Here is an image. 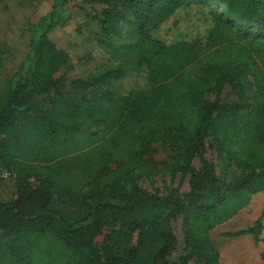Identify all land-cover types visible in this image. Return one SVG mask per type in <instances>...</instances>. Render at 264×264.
<instances>
[{
    "label": "trees",
    "instance_id": "16d2710c",
    "mask_svg": "<svg viewBox=\"0 0 264 264\" xmlns=\"http://www.w3.org/2000/svg\"><path fill=\"white\" fill-rule=\"evenodd\" d=\"M64 2L100 6L96 22L105 39L134 35L152 45L137 63L148 88L115 98L110 88L123 75L118 67L66 89L56 74L68 57L53 40L70 20L57 10ZM191 15L202 21L183 26ZM30 36L20 70L0 95V168L18 173L15 199L0 202L10 264H220L210 231L264 191V0H51ZM227 36L234 40L232 59L202 61L209 46ZM226 86L230 101L221 99ZM207 140L216 166L204 156ZM125 141L141 163L110 169V151ZM158 141L172 151L163 171L180 183L188 178L187 193L170 189L162 196L139 185L156 173L151 154ZM88 149L96 161L83 163L98 173L88 191L70 198L82 216L69 221L53 207L54 193L68 165L82 164L76 158ZM216 167L241 173L225 183ZM180 218L183 255L171 262L177 246L171 224ZM114 227L122 241L136 235L135 244L98 248L96 237ZM263 227L259 220L236 235L264 241Z\"/></svg>",
    "mask_w": 264,
    "mask_h": 264
},
{
    "label": "rangeland",
    "instance_id": "374dc122",
    "mask_svg": "<svg viewBox=\"0 0 264 264\" xmlns=\"http://www.w3.org/2000/svg\"><path fill=\"white\" fill-rule=\"evenodd\" d=\"M50 5L51 0H0V51L3 59L0 67V95L6 80L20 70L22 62L29 52L31 26L49 10ZM57 10L60 15L70 17L67 26L58 30L53 36L56 47L68 57L67 65L56 74L57 78L66 82L67 90L70 89L69 83L72 81L78 79L89 81L102 71L118 67L122 68L123 75L110 88L115 98L123 97L134 89L149 87L146 71L141 66L137 67V63L140 56H145L153 49L152 45H146L143 38L134 35L105 39L96 22V16L101 11L100 6L64 2L58 4ZM198 17L191 15L182 21V25L197 26L198 22L202 21ZM231 42H234L232 36L219 37L209 46L202 61L232 59ZM203 63H197L196 67L202 66ZM257 64L260 68L263 66L260 60H257ZM221 99L228 101L233 99L228 86L222 92ZM209 100H212V97H209ZM110 152L114 155V162L109 164L110 169L129 160L140 163L142 160L134 155L135 147H130L128 141ZM204 156L207 161L217 165L216 153L210 140H207L204 145ZM171 157L172 151L166 142H155L152 145L151 159L157 164L156 173L151 181L140 179L139 185L150 193L157 192L162 196H166L170 189H177L179 194L187 193L189 191L188 178L180 183L179 177L172 178L163 171V166L170 161ZM96 158L95 152L90 149L80 153L76 159L82 164L74 162V165L77 166L75 168L67 164L66 179L54 193L53 207L58 209L69 221H75L82 216L78 207L69 204L70 198L88 191L92 180L98 173V170L91 167L89 162V165L83 162L90 161V159L96 161ZM148 158L145 157V160ZM193 167L199 169L200 164L197 159L193 161ZM215 172L225 183H230L241 173L234 168H228L224 173H221L218 167ZM17 175L15 170L7 171L3 167L0 168V202H9L15 199ZM263 215L264 191H261L253 194L249 203L231 219L210 231V241L219 253L220 264H264V241L253 235H236L237 232L255 226L259 220L261 226H264ZM171 227L177 240V246L169 257L172 262L183 255L184 229L181 218L174 220ZM117 233V227L104 229L96 237L95 245L101 249L104 244L114 243L115 249L123 250L135 244L136 235L129 241H122L121 236ZM262 233L264 236V230ZM0 264H10L6 252V239L1 235Z\"/></svg>",
    "mask_w": 264,
    "mask_h": 264
}]
</instances>
